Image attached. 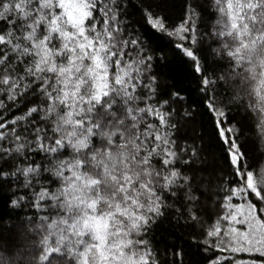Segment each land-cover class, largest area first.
<instances>
[{
  "label": "snow or ice",
  "instance_id": "6c2138e0",
  "mask_svg": "<svg viewBox=\"0 0 264 264\" xmlns=\"http://www.w3.org/2000/svg\"><path fill=\"white\" fill-rule=\"evenodd\" d=\"M128 6L0 0V264H264V0Z\"/></svg>",
  "mask_w": 264,
  "mask_h": 264
},
{
  "label": "trees",
  "instance_id": "16d2710c",
  "mask_svg": "<svg viewBox=\"0 0 264 264\" xmlns=\"http://www.w3.org/2000/svg\"><path fill=\"white\" fill-rule=\"evenodd\" d=\"M145 3H148L149 0H144ZM165 2L169 6V11L167 12V17L170 21H174L175 17L180 13V4L182 0H165ZM141 3V0H129L128 11L129 15L135 19H139V8L138 4ZM149 35L152 36L153 42L159 49L167 50L170 45L168 44L166 37L158 36L155 33L149 31ZM164 71L167 73V78L170 81H175L179 86L184 89L182 95H187L189 98V102L196 98V83L195 80L188 74L185 65L181 62V59L178 54L170 55L168 59V63L164 66ZM199 127L195 129V131H199ZM193 129H188V134H193ZM251 148L260 147L259 145L252 146ZM216 153V149L209 144L205 145V153L207 156V162L210 164L213 160V155ZM202 154V155H204ZM207 171H211L208 169ZM8 201V195L5 192H0V216H2L5 220H7L9 216V210L5 207V204ZM172 231V227L170 225L157 226L154 230L153 240L159 241L163 244V241L166 239L168 234ZM185 235H190V230H186Z\"/></svg>",
  "mask_w": 264,
  "mask_h": 264
}]
</instances>
